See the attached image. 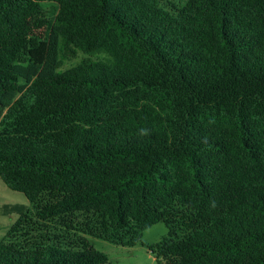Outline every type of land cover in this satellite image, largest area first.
Returning <instances> with one entry per match:
<instances>
[{"label":"trees","instance_id":"1","mask_svg":"<svg viewBox=\"0 0 264 264\" xmlns=\"http://www.w3.org/2000/svg\"><path fill=\"white\" fill-rule=\"evenodd\" d=\"M0 178L36 209L9 237L83 234L0 264H112L88 236L162 221L160 264H264V0H0Z\"/></svg>","mask_w":264,"mask_h":264},{"label":"rangeland","instance_id":"2","mask_svg":"<svg viewBox=\"0 0 264 264\" xmlns=\"http://www.w3.org/2000/svg\"><path fill=\"white\" fill-rule=\"evenodd\" d=\"M43 11L46 13L47 18H50L54 13V8L52 4L45 3L43 4ZM39 33H41V31ZM83 58L84 54L80 53L77 60L66 63L64 68L67 69L76 65ZM7 204L24 205L28 210H31V212L33 213L32 217L34 220H36V217L34 216L36 213V209L33 205L30 204L26 196L23 193L15 192L9 189L0 178V208ZM19 219L20 216L18 214H12L8 216L0 214V245L4 242H6L7 244L16 243L24 246L23 248H21V246H19L18 248L16 247V249L25 250H36L38 248H44L48 246H61L64 249H67L69 239L64 235H73L74 233L83 235L82 233L76 232L75 230L68 231L67 228L55 225L54 223H47V225L44 224V226H42V222H38L36 225H32L36 230L31 234H33L34 236L39 235L40 239L38 241H43V245H37L35 247L31 245L28 246L24 243L23 236V234L26 233L28 229L20 230L14 233L13 236H15L16 239L8 236L10 234V231L12 230V227L18 222ZM40 227H42L41 230L39 229ZM176 230L179 236H183L182 230H180V228H176ZM87 238L89 239L92 247L95 250L108 255L112 264H160V262L157 261L155 255L152 254L148 247L157 245L165 239H169L170 230L167 224L162 221L152 228L142 232L141 239L134 246L116 244L92 236H88Z\"/></svg>","mask_w":264,"mask_h":264}]
</instances>
